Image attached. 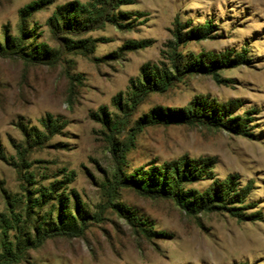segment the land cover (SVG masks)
<instances>
[{
	"label": "rangeland",
	"instance_id": "rangeland-1",
	"mask_svg": "<svg viewBox=\"0 0 264 264\" xmlns=\"http://www.w3.org/2000/svg\"><path fill=\"white\" fill-rule=\"evenodd\" d=\"M0 264H264V0H0Z\"/></svg>",
	"mask_w": 264,
	"mask_h": 264
},
{
	"label": "trees",
	"instance_id": "trees-1",
	"mask_svg": "<svg viewBox=\"0 0 264 264\" xmlns=\"http://www.w3.org/2000/svg\"><path fill=\"white\" fill-rule=\"evenodd\" d=\"M185 117V116H184ZM185 118H188V117H185ZM178 180H175V187H174V189L175 190H177L178 188H177V186L180 184L181 185V183L179 182V184H178V182H177Z\"/></svg>",
	"mask_w": 264,
	"mask_h": 264
}]
</instances>
